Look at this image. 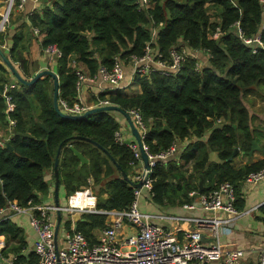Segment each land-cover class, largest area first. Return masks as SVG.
Instances as JSON below:
<instances>
[{
	"label": "trees",
	"instance_id": "trees-1",
	"mask_svg": "<svg viewBox=\"0 0 264 264\" xmlns=\"http://www.w3.org/2000/svg\"><path fill=\"white\" fill-rule=\"evenodd\" d=\"M151 1L150 8L138 10L137 0H43V7L34 11L29 20L32 28H38L42 35L41 49L56 44L62 53L55 65L58 100L71 103L75 99L76 76L69 66L71 57L84 72L93 75L101 65L111 67L115 55L121 59L131 54L141 56L152 29L161 22L162 27L151 45L165 60L171 48L185 46L201 52L207 50L208 64L196 71V59L188 58L175 75H137L134 82L140 85V93L127 97L116 89L107 99L127 112L139 110L146 126L143 142L151 153L194 137L178 160L157 162L152 167L154 203H191L193 197L189 192L199 191V179L205 187L214 179V186L201 193L229 182L237 199L234 206L242 210L240 184L249 173L264 168V158L236 166L237 154L233 153L238 148L246 155L252 141L260 143L264 135V127L254 124L258 116L251 111L247 99L250 94H256L264 101V48L252 52L256 44H247L242 38L260 34L264 46L263 4L261 0ZM216 27H219L218 36L208 38V33ZM25 36L22 31L13 35L7 59L12 65L18 63L23 73L17 72L28 80L29 63L22 54V43L30 37ZM6 70L0 60V125L6 124L9 117L15 120L13 131L28 132L34 138L13 135L0 148V209L13 200L23 207L29 201L42 202L49 188L44 175L53 171L60 147L58 179L67 196L89 186L91 177L93 184L100 186L94 194L97 197L107 194L103 202L98 201L99 209L126 210L134 200V188L122 172L129 174L134 156L128 145L114 141V132L121 125L111 111H98L82 119L61 117L54 110L53 81L47 76L32 85L19 82V87L10 89L7 94L15 108L5 114L3 88L7 78L3 73ZM100 98L106 99L104 94ZM71 147L87 162L81 164ZM209 151L217 153L218 162L209 160ZM181 161L192 162L191 168L185 169ZM259 210L264 216V204ZM105 222L103 214L83 213L75 230L94 243L93 231L106 228ZM65 228L70 230L69 219ZM0 235L6 242L1 250L3 258L16 256L12 264L38 263L34 251L23 254L26 242L16 224L2 220Z\"/></svg>",
	"mask_w": 264,
	"mask_h": 264
},
{
	"label": "built area",
	"instance_id": "built-area-1",
	"mask_svg": "<svg viewBox=\"0 0 264 264\" xmlns=\"http://www.w3.org/2000/svg\"><path fill=\"white\" fill-rule=\"evenodd\" d=\"M26 0H6V8L0 17V36L5 32L11 12L14 8H22ZM263 4L264 16V0ZM138 10L150 8L153 5L151 0H137ZM213 19V18H211ZM239 36L242 33L235 22ZM162 23H158L151 31L150 40L146 43L143 54L137 56L131 54L126 59H121L119 55L113 57L111 67L105 65L99 66L97 72L89 75L84 72L73 57L69 59V66L73 69L75 82V99L69 103L66 100H58V106L61 112L72 115H80L93 107L108 106L111 102L108 99L97 98L91 106L81 98V92L84 84L97 83L101 85H111L120 89L123 84L126 85L138 75L139 77L149 76L152 73L164 76L175 75L181 71L188 58H195L194 69L196 71L204 65L198 58L199 53H204L209 58L207 50L189 49L185 46H175L170 49L168 59H164L162 54L151 44L154 41L158 28ZM33 34L38 40L42 39L39 29L34 27ZM219 34V27L213 32L208 33V38H215ZM247 44L255 43L252 52L258 48H264L260 40V34L254 37H242ZM5 45L0 43V50ZM44 52L60 58L62 53L56 44H49ZM124 62L131 64L129 73L130 80L126 81ZM126 81V82H125ZM14 85H5L3 88L5 97V114H9L15 108L11 97L7 94ZM133 124L137 128L141 140L142 149L147 155L149 168L143 165L140 171L134 173L131 183L134 188V200L124 211H108L99 209L98 197L92 192L90 187H82L66 197L64 206L51 205L45 202L32 204L30 201L26 207L20 206L15 200L10 201L6 207L0 209V221L4 218L5 211L13 214L29 215L30 223L37 233V239L34 244V252L39 260L37 264H211L213 261H220L221 264H242L244 250L227 246L222 243V235L228 226H231L234 220L241 215V211L234 206L235 190L229 182H223L217 187L206 193L197 191L189 192V196H198L196 202L184 204L186 209L198 208L205 215L200 217H181L172 216L170 219L177 222H190L194 224V229L186 231L182 238H178L176 233L165 229L151 221L152 215L143 213L139 210L137 198L140 195L141 188H144L153 196L152 192V167L157 162H166L176 152V142H173L167 149L157 153H151L143 142L146 133V126L143 122L139 110L132 109L128 111ZM9 124L13 126L15 120L9 118ZM129 141L127 144L126 141ZM114 141L121 145L126 144L133 152L134 161L130 162L132 167L142 162L141 152L136 140L119 128L114 132ZM5 146V142L0 139V148ZM141 182V187L137 188L136 183ZM264 183V168L249 173L245 180V186H254ZM65 212L69 215L74 212L114 215L115 220L108 227L101 231L100 238L94 243H89L86 237L75 229L64 232L63 244L59 247L57 239L54 240L55 222L50 216V212ZM123 219L131 222L135 226V232L121 239L119 229L122 226ZM264 235V222H263ZM203 236L206 239H203ZM4 243L0 240V249ZM16 256H10L5 262L12 264ZM258 264H264V246L258 249Z\"/></svg>",
	"mask_w": 264,
	"mask_h": 264
},
{
	"label": "crops",
	"instance_id": "crops-1",
	"mask_svg": "<svg viewBox=\"0 0 264 264\" xmlns=\"http://www.w3.org/2000/svg\"><path fill=\"white\" fill-rule=\"evenodd\" d=\"M43 0H26L24 6L22 8H14L10 15L9 24L5 30V32L2 35V42L5 47L1 48V51L3 54L9 58V49L12 45V38L13 35L19 32H23L26 34V36L30 37L29 40L23 39V51L22 54L24 58L28 61L29 65V73L27 74L28 79L33 77L36 73L40 72L41 70L45 69V65L47 62H51L53 60L54 66L56 65V59L45 53L44 49H41L40 42L41 40H38L36 36L33 34V28L30 24L29 17L34 11H40V9L43 7ZM6 8V0H0V17L1 14H3L4 10ZM210 14L212 13V10L209 9ZM25 36V38H26ZM203 53H199L198 58L200 59V55ZM1 60L2 65L7 69V72H4V78H7L5 85H14L16 87H19V82L17 79L13 76V74L10 72L8 67L5 65V63ZM11 61V60H10ZM201 61V60H200ZM14 68L22 74L23 72L21 69H19L18 63H13ZM206 64H208V60L206 61ZM80 67V66H79ZM131 64L124 62V69L126 73V81L130 80L129 73L131 71ZM125 81V82H126ZM125 84V83H124ZM119 89L123 95L129 97L135 94H138L141 92V87L138 83H135L134 80H131L129 83L124 85ZM118 88H114L111 85H101L98 86L97 83L93 84H84L81 92V98L83 101L87 102L89 105H93L97 98H100L101 94H104V97L107 99L115 90ZM254 105V103H253ZM251 111L255 113L257 116H259L261 119V122L259 120H254V124H258L262 127H264V115H259L258 111L254 109V106L251 105ZM113 115V114H112ZM122 115V114H121ZM114 117V116H113ZM257 117V118H259ZM119 123L120 128L123 129L125 133L131 136V139L134 138V136L131 133V130L129 128V125L124 118V116L120 119L117 117H114ZM9 117L6 118V124L0 125V139L5 142V145L9 139L15 135L13 132V127L9 124ZM37 121V120H36ZM14 126V125H13ZM207 136V135H205ZM135 139V138H134ZM194 140V137H191L189 139H186L185 141H177L176 142V152L175 154L170 158L177 159L179 158L182 150L186 147L187 144L191 143V141ZM258 145L260 147L259 150H256L253 152L252 155H244L238 148L237 151L234 153V155L237 154V156L234 159V163L236 166L244 165L249 162L257 161L259 159L264 158V135L261 137V142H258ZM5 147V146H4ZM249 152V151H248ZM209 160L213 162H218V156L215 151H209ZM182 164H184L185 169H190L192 162L184 163L181 161ZM143 167V162L138 163L136 166L131 168V171L127 176L129 180H131L134 173L137 171H140ZM45 180L49 183L48 188V194L42 197V201L48 204L55 205V191L57 192V201L59 206H64L66 203V191L62 184H59L58 181V187L55 189V176H54V170L53 171H47L44 175ZM200 180V179H199ZM90 189L93 193L96 194V191L99 189V185H94L92 178L90 177L88 179ZM199 183V181H198ZM199 187V186H198ZM241 191L240 194L242 196V200L244 203V207L241 211V215L237 217L231 226H228L224 234L222 235V243L227 246H235L239 247L244 250V256L242 258V264H258V249L262 246H264V235H263V222H264V216L259 210L260 206L264 204V183L254 185V186H245L244 183L240 184ZM140 195L137 198V204L138 208L143 213H148L153 216L151 219L152 222L157 223L161 227L171 230L176 233L178 238H182L183 234L186 231L193 230L194 224H191L190 222H177L173 221L170 218L172 216H181V217H200L205 215L202 211H200L198 208L194 209H186L184 208V204L182 205H170V204H164V205H158L152 201V198H149V193L146 189L141 188ZM142 192L146 195L147 199L143 197ZM199 192V191H198ZM103 199L105 200L107 197V194H103ZM193 200L192 202H196L198 200V196H192ZM151 199V200H150ZM237 200V199H236ZM186 204V203H185ZM115 211V210H110ZM60 223L57 233V245L60 247L63 244V235L64 232L70 231L76 228V223H74L70 215L65 212H60ZM4 218L3 220H10L12 223L16 224L17 227L21 228L23 231V238L26 242V246L23 249V254H28L31 251H34V244L37 239V233L33 229L29 215L26 213L23 214H13L9 211H5L3 214ZM50 216L55 222V225L57 224L58 215L57 212H50ZM106 216V225L109 226L110 223H112L115 220L114 215H105ZM69 219L70 220V230H67L65 228V221ZM1 222V221H0ZM107 226V227H108ZM104 229V228H103ZM103 229H95L93 231L94 237L96 240L100 238L101 231ZM135 232V226L127 221L126 219H123L122 226L119 229V237L121 239L126 238L130 235H132ZM204 239H206L203 236ZM0 240L3 241L4 246L0 249V256L5 262L3 256L1 255V250L6 247L5 237L3 235H0ZM10 257V256H9ZM211 264H221L220 261H213Z\"/></svg>",
	"mask_w": 264,
	"mask_h": 264
},
{
	"label": "water",
	"instance_id": "water-1",
	"mask_svg": "<svg viewBox=\"0 0 264 264\" xmlns=\"http://www.w3.org/2000/svg\"><path fill=\"white\" fill-rule=\"evenodd\" d=\"M0 57H1L2 61L5 63V65L8 67V69L10 70V72L13 74V76L17 79V81L22 83V84L32 85L36 81H38L39 79H43L45 76H50L52 78V81H53V96H52L53 107H54V110L56 111V113L59 114L61 117L70 118V119H82V118H84V117H86V116H88V115H90L92 113L98 112V111H106V112L116 111V112H119L120 114H122V116H124V118L126 119L128 125H129V128L131 130V133L134 136V138H135V140H136V142H137V144L139 146L143 165H144V167L146 169L149 168L147 155L145 154V152L142 149V140H141L140 134H139L137 128L135 127V125L133 124L132 119L129 116L127 111L121 109L117 105L111 104V105H108V106L93 107V108L87 110L86 112H84V113H82L80 115H72V114L63 113V112L60 111L59 106H58L59 82H58V76H57V74L55 72H53L51 70L44 69V70H41L40 72L36 73L30 79L26 80L23 77H21V75L17 72V70L14 68V66L11 64V62L7 59V57L3 54V52L1 50H0ZM37 123H38V125L40 127H42L44 130L47 131V129L44 127V125L41 122L37 121ZM13 133L15 135H20V136H23V137L34 138L28 132L22 133V132L14 131ZM126 142H127V144L129 143L128 140ZM7 146H9V145L7 144ZM71 149L74 152V154L80 159L81 164L87 162V159L84 158V156L79 151H77L73 147H71ZM259 149H260V147H259L258 143L255 140H253L251 148H250V150L248 152V155H252L254 151L259 150ZM236 151H237V148H235L233 153H235ZM59 152H60V147L58 148L57 156L55 157L54 164H53V170H54V176H55V189H57L58 181H59V179H58V171H57ZM122 176H123V178L128 180L125 172H122ZM214 184H215V182H214V179H213L211 181L210 185L205 187V186H203L202 179H200L199 183H198L199 193H201L202 190H204V189H208L210 187H213ZM135 186L137 188H140L141 187V182L136 183ZM55 196H56L55 205L59 206L58 201H57V192L56 191H55ZM98 201L103 202L104 201L103 197H98ZM57 215H58V220H57V224L55 225V229H54V240L55 241L57 239V233H58L60 217H61V214H60L59 210L57 211ZM81 216H82L81 212H74L73 214L70 215V218H71V220L74 223H77L80 220ZM2 262H3V260H2V258L0 256V263H2Z\"/></svg>",
	"mask_w": 264,
	"mask_h": 264
},
{
	"label": "rangeland",
	"instance_id": "rangeland-1",
	"mask_svg": "<svg viewBox=\"0 0 264 264\" xmlns=\"http://www.w3.org/2000/svg\"><path fill=\"white\" fill-rule=\"evenodd\" d=\"M10 20V19H9ZM200 60L203 62V64H206V61H207V56L203 53L202 55H200ZM45 69L47 70H51L53 72L56 73V69H55V66L53 64V60H51V62H47V64L44 66ZM57 74V73H56ZM58 76V75H57ZM47 77V76H45ZM51 79V78H50ZM52 80V79H51ZM59 82V81H58ZM256 95V94H255ZM253 95V94H250L247 99H248V102L250 103V106H254V109L258 111L259 115H262L263 112H264V101H261V95ZM254 103V105H253ZM111 114H113L114 117H117L118 119L122 118L123 116L119 113V112H116V111H111ZM264 115V114H263ZM259 117V116H258ZM261 118H256V120H260ZM142 196L145 197V199H147L146 195L142 192ZM149 198H151L149 196ZM148 200V199H147ZM151 200V199H150ZM149 201V200H148Z\"/></svg>",
	"mask_w": 264,
	"mask_h": 264
}]
</instances>
